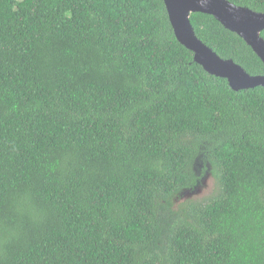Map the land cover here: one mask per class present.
Returning <instances> with one entry per match:
<instances>
[{
	"label": "trees",
	"instance_id": "trees-1",
	"mask_svg": "<svg viewBox=\"0 0 264 264\" xmlns=\"http://www.w3.org/2000/svg\"><path fill=\"white\" fill-rule=\"evenodd\" d=\"M206 173L212 192L182 198ZM0 264H264V86L205 71L163 0H0Z\"/></svg>",
	"mask_w": 264,
	"mask_h": 264
},
{
	"label": "water",
	"instance_id": "water-1",
	"mask_svg": "<svg viewBox=\"0 0 264 264\" xmlns=\"http://www.w3.org/2000/svg\"><path fill=\"white\" fill-rule=\"evenodd\" d=\"M176 39L190 50L193 60L209 74L225 78L233 90L264 86V75H250L232 59L220 57L195 35L192 12L212 15L225 28L237 33L264 64V13L227 0H163Z\"/></svg>",
	"mask_w": 264,
	"mask_h": 264
},
{
	"label": "rangeland",
	"instance_id": "rangeland-1",
	"mask_svg": "<svg viewBox=\"0 0 264 264\" xmlns=\"http://www.w3.org/2000/svg\"><path fill=\"white\" fill-rule=\"evenodd\" d=\"M196 163H197V166L200 168L201 167L200 162L197 161ZM213 189H214V180L210 174L206 173L200 180V183L195 190H193L192 192L186 191L181 194V197L186 198V197H191V196H197V197L202 198L210 194Z\"/></svg>",
	"mask_w": 264,
	"mask_h": 264
}]
</instances>
